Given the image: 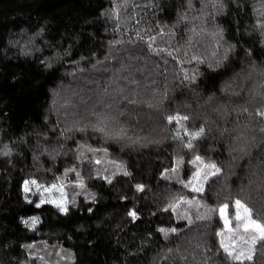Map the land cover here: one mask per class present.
<instances>
[{"label":"trees","instance_id":"16d2710c","mask_svg":"<svg viewBox=\"0 0 264 264\" xmlns=\"http://www.w3.org/2000/svg\"><path fill=\"white\" fill-rule=\"evenodd\" d=\"M261 113L264 0H0V264H241L219 209L264 223Z\"/></svg>","mask_w":264,"mask_h":264},{"label":"snow or ice","instance_id":"6c2138e0","mask_svg":"<svg viewBox=\"0 0 264 264\" xmlns=\"http://www.w3.org/2000/svg\"><path fill=\"white\" fill-rule=\"evenodd\" d=\"M261 115H264V113H261ZM169 122H171L174 118L173 117H169ZM184 119H187V117H184ZM202 131V130H201ZM197 136L200 135V133H197L196 134ZM188 147L191 148L192 147V144L191 142H189L188 144ZM197 161H199L200 163H203L201 157L197 156L195 158V160L192 161V163L195 165L197 163ZM206 167H211V168H215V165H206ZM200 169L197 168V171L196 173L193 175L192 179L189 180L186 184H185V187H188L190 184H192L193 180H199L200 179ZM216 172H219V169H216ZM127 174V173H125ZM216 173H213V175H215ZM205 180H207V176H205ZM111 182V181H109ZM36 184L35 181H25L24 182V191L25 192H28L30 191V188H29V184ZM56 188V185H53L51 188H44L43 191L44 192H52V190ZM137 190L138 191H142L143 190V187L141 185H137ZM192 191L194 192H200L203 190V186L200 185V186H194L192 187L191 189ZM37 191H40V186L37 185ZM61 196H63V193L61 192ZM31 203V201H29ZM54 203L55 206L61 211V212H67V207L63 205V203H56L55 201L53 200H47L45 201L43 198L40 200V203H38L36 205V207H40L41 204L43 203ZM189 203H191V201H189ZM234 207H235V216H234V219L236 221H238V223L236 224V227L235 229L231 228L230 225H231V220L229 219L228 217V214H227V209H228V205L227 204H224L223 206L220 207L219 209V214L221 216V219L223 220L224 222V226L226 229H228V231L230 233H238L240 232L241 229H243V232L244 233H248V232H253V233H257L258 235H252L250 237V241L251 243L249 244V248L248 249H245L243 247H241L239 249L238 252H236L235 254L232 252V251H229V246L225 245L223 240L221 241V246L224 248V250L226 252H228V255L230 257H232L234 260H237V261H241V264H243V260H248V261H251L253 260V257H254V254H255V251H256V245L258 243H260L262 246H264V223H260L258 220H255L252 218V210L250 208H248L245 204H243L239 199H237L235 202H234ZM241 210H243L241 212ZM129 215L133 217V219H136L137 216H136V212L135 211H130L129 212ZM38 222V217H33L31 218V226H35L36 223ZM24 223L26 225L29 224V221H24ZM160 231L164 232L166 231L165 229H160ZM172 232H175L176 229H171ZM218 235H223V233H218ZM240 239L243 241V243H248V240H245L243 236L240 237ZM31 247V246H29Z\"/></svg>","mask_w":264,"mask_h":264},{"label":"rangeland","instance_id":"374dc122","mask_svg":"<svg viewBox=\"0 0 264 264\" xmlns=\"http://www.w3.org/2000/svg\"><path fill=\"white\" fill-rule=\"evenodd\" d=\"M200 167H201L200 168V170H201L200 171V179L198 181L194 180L193 184H192V187L200 186V185L203 186V184H204L203 174L204 173H207V175L209 174V176H214L213 173H216V174L218 173V172H216L215 168L206 167V165L203 164V163H201ZM37 185H39L37 182H36V184H31V183L29 184L30 191L25 192L28 197H33V198L37 197L39 200H41L43 198L45 201L51 199V200L55 201L56 203H63V205L66 206L67 194H66L65 190L63 189V187L60 184H55L56 188H54L52 190V192H50V193L49 192H44L43 189L44 188H51L53 185L52 186H40L39 185L40 186V191H37ZM192 187H191V189H192ZM61 192L63 193V196H61ZM50 204L55 206L54 203H50ZM29 226L31 228H34L36 226V225L34 227L31 226V219L29 220Z\"/></svg>","mask_w":264,"mask_h":264}]
</instances>
